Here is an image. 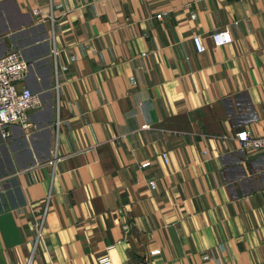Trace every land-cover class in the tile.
Instances as JSON below:
<instances>
[{
	"label": "crops",
	"instance_id": "crops-1",
	"mask_svg": "<svg viewBox=\"0 0 264 264\" xmlns=\"http://www.w3.org/2000/svg\"><path fill=\"white\" fill-rule=\"evenodd\" d=\"M11 48L42 103L0 135V264H264V152L233 137L264 129V0H0Z\"/></svg>",
	"mask_w": 264,
	"mask_h": 264
},
{
	"label": "built area",
	"instance_id": "built-area-1",
	"mask_svg": "<svg viewBox=\"0 0 264 264\" xmlns=\"http://www.w3.org/2000/svg\"><path fill=\"white\" fill-rule=\"evenodd\" d=\"M163 13L156 15L161 18ZM212 42L215 45H221L232 41V37L228 29L215 31L210 35ZM194 46L198 52L205 49V44L199 35L192 37ZM60 50L55 41H50L49 55L52 63V75L54 79L53 88L55 98L58 89L57 70L59 65ZM28 61L23 56L19 49L11 48L5 52H0V135L5 138L10 134V126L18 124L21 128L26 129L31 126L30 111L41 106L42 100L39 94L33 91L25 82V77L28 71ZM239 148L247 152H264V129L261 133H254L249 128H240L233 134ZM225 136L221 137L224 141ZM161 156L164 161H167L166 152H162ZM52 162V160H50ZM149 164V161H144L141 166ZM151 188L155 187L153 179L148 180ZM1 191V187H0ZM51 199L50 192H47L43 197L39 208V218L35 227L36 240L42 239V228L46 213L49 208ZM123 227H127L126 223ZM34 248L31 250L24 264H31ZM110 262L108 254H103L97 257V264H107Z\"/></svg>",
	"mask_w": 264,
	"mask_h": 264
},
{
	"label": "rangeland",
	"instance_id": "rangeland-1",
	"mask_svg": "<svg viewBox=\"0 0 264 264\" xmlns=\"http://www.w3.org/2000/svg\"><path fill=\"white\" fill-rule=\"evenodd\" d=\"M50 56V55H49ZM41 98V96H39Z\"/></svg>",
	"mask_w": 264,
	"mask_h": 264
}]
</instances>
